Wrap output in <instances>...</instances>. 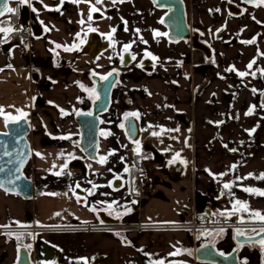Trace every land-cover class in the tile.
I'll return each mask as SVG.
<instances>
[{"label": "crops", "instance_id": "0c3cea01", "mask_svg": "<svg viewBox=\"0 0 264 264\" xmlns=\"http://www.w3.org/2000/svg\"><path fill=\"white\" fill-rule=\"evenodd\" d=\"M227 1L183 0L187 23L210 47V58L186 41L155 36L166 33L160 23L165 10L149 0H102V8L97 0H29L42 34L25 43L15 30L0 33V109L17 118L26 114L31 158L24 174L41 190L31 200L0 190V227L49 228L27 248L32 264H211L195 260L192 251L209 243L229 253L236 231L192 234L169 225L198 213H238L259 221L250 213L264 214V196L243 189L264 191L259 179L264 174V6L245 5L235 15ZM90 14L92 22L103 23L94 29L109 43L96 57L80 53L92 28ZM126 44L132 45L126 53L136 59L118 69L114 59ZM107 50L110 62H97ZM142 59L152 62L150 72L139 68ZM113 69L119 77L99 127L111 134H101L98 159L89 160L74 145L75 116L88 111L95 98L84 90L94 87L91 75L106 76ZM253 106V114L246 115ZM127 113L139 114V151L120 127ZM4 125L0 115V130ZM133 155L146 161L149 172L157 162L164 185L158 187L159 178L150 172L142 188L134 187ZM115 178L121 179L119 188L112 186ZM237 200L249 211L234 210ZM100 210L119 220L114 224L122 229H89L113 224L101 221ZM21 246L14 235L0 233V264H16ZM261 251L256 244L244 245L238 259L264 264Z\"/></svg>", "mask_w": 264, "mask_h": 264}, {"label": "water", "instance_id": "95a60500", "mask_svg": "<svg viewBox=\"0 0 264 264\" xmlns=\"http://www.w3.org/2000/svg\"><path fill=\"white\" fill-rule=\"evenodd\" d=\"M17 0H6L8 5ZM156 8L165 10L162 23L166 28V38L171 42L186 41L193 49L198 50L204 54L206 58H210V47L201 41L199 34L190 29L187 23L186 10L183 0H149ZM258 0H240L243 4H254ZM4 0H0V3ZM227 10L231 14H240L242 8L233 1H227ZM21 13L29 20L33 36L37 37L42 34V28L37 21L33 11L29 10L28 5L21 6ZM0 16V20L4 18ZM108 41L100 38L99 34L89 32L87 39L80 50L83 55L96 57L102 51L108 48ZM132 61L130 54L126 53L122 65L127 66ZM152 62L149 59H144L140 64V69L145 72L152 70ZM112 76L108 80H102L98 75H91V80L94 82V89L96 95L99 97L92 101L91 107L88 111H81V115L75 116V122L78 126L79 137L74 141V145L78 146L82 153L89 160H97L99 139L101 136L100 116L105 113L110 106V98L113 87L118 79V73L111 71ZM108 75V74H107ZM106 75V76H107ZM36 78V74L34 73ZM264 103V95L262 98ZM91 112L88 116L84 113ZM123 131L127 138L135 143L139 140L141 129L139 120L135 116H129L123 119ZM31 131L30 124L26 118H18L16 122H9L4 125V129L0 130V190L11 195H17L25 200H31L40 195V188L35 185L31 179L25 174L24 170L31 158V145L28 135ZM6 133V134H5ZM113 188L121 186V179L115 178L112 183ZM100 219L104 223H118L119 220L109 218L105 211H98ZM264 228V227H263ZM243 236L235 234L234 240L239 245H246L250 243H257L264 239V233L257 231L255 234L249 235L250 230L243 232ZM239 248L236 247L229 253L220 255L212 244H204L195 248L192 255L197 261L209 262L211 264H241L238 259ZM261 260L264 262V248L261 251ZM16 264H32L30 254L26 247L21 246L18 249V256Z\"/></svg>", "mask_w": 264, "mask_h": 264}, {"label": "built area", "instance_id": "2783aa9c", "mask_svg": "<svg viewBox=\"0 0 264 264\" xmlns=\"http://www.w3.org/2000/svg\"><path fill=\"white\" fill-rule=\"evenodd\" d=\"M13 30L22 36V41L25 43L29 42L33 36L30 23L25 18L19 19L17 23L14 24ZM130 164L134 170L133 186L136 188H142L143 185L150 179L149 167L143 158L135 157L134 155L130 160ZM169 227L184 230L192 234H206L210 231H221V229H223V231L237 232V230H240L241 232H245L246 230H250L251 232H257L264 227V222L242 218L238 213H233L231 215L219 213H198L188 222L169 225ZM88 228L110 233H116L122 229V227L117 224H99ZM47 229L49 228L35 224L24 226H5L0 227V233L14 235L22 246L28 248L33 238L38 233ZM252 229H256V231H252Z\"/></svg>", "mask_w": 264, "mask_h": 264}, {"label": "snow or ice", "instance_id": "6c2138e0", "mask_svg": "<svg viewBox=\"0 0 264 264\" xmlns=\"http://www.w3.org/2000/svg\"><path fill=\"white\" fill-rule=\"evenodd\" d=\"M73 2H76V0H73ZM101 2H102V0H97V3H98V4L101 3ZM113 2L115 3L116 0H113ZM120 2L122 3V2H124V0H120ZM230 2H231V0H230ZM17 3H18L19 5H21V6H22V5H27V4H29V0H17ZM61 3H63V0H61ZM261 3H264V0H261ZM257 6H259V5H257ZM32 10H33L34 12L36 11L35 8H33ZM50 10H51V9H50ZM59 10H60L59 8H56V9H55V11H59ZM18 11H19L18 8L10 7V6L8 5V3L6 2V0H4V2L0 3V16H4L6 13L15 15V14H17ZM95 11H97V9H96L95 7H92V8H91V12H95ZM217 11H218V9H217ZM88 19H89V21L92 20V16H91V14L89 15ZM81 23H83V21H81ZM125 23H127V22L125 21ZM160 23H164V21L161 20ZM45 30L47 31V29H45ZM125 30H127V29H125ZM12 31H13V29H12L11 27H3V26H0V33H5V34H7V33H10V32H12ZM88 31L94 32V31H96V29H94V28H89ZM115 31H116V29L113 28V29H112V33H115ZM137 31H139V30H137ZM78 35H79V34H78ZM154 35L157 36V37H159V36H164V35H167V34H166V33H161V32H155ZM107 38H108L109 40H111V39H112V35L109 34V35L107 36ZM140 39H141L142 42L146 43V41H143V38H142V37H141ZM83 42H84V41L81 40V43H83ZM254 42H255L254 40H253V41H242V43H254ZM56 47H60V45H56ZM75 47H76L75 45L73 46V48H67V47H66V48H65V51H72V50H74ZM131 47H132L131 44H126V45L124 46V50H125V52H127ZM145 56H150L154 61L157 59V57L152 56V54H151V53H148V52H145ZM131 59H132V60H135V59H136V56L133 55V56L131 57ZM121 61H123V56H121ZM253 64H255V60H253L252 62H250V63L248 64L247 67H248L249 69H251L252 66H253ZM228 71H235V69H228ZM112 74H113V73L110 72V73H108L107 76H102L101 79H102V80H108V78H109L110 76H112ZM93 75H95V73H93ZM238 75L241 76V77H243V76L248 75V73H247V72H239ZM253 75H255V73H253ZM80 87H81V88H84V86H83L82 84L80 85ZM84 90H85V91H88V92L90 93V95L95 96L96 99L99 98V97L96 95V91H95L94 88H93V89H86V88H85ZM252 91H253V93H255V92H256V89L253 88ZM262 107H264V105H262ZM254 110H255V108H254V106H253V108H250V109H249V111L246 113V115H251V114H253ZM18 111H19V110H18ZM60 111H61V114L64 115V116L69 115V113L64 112L63 109H61ZM81 114H82V113H79V112L77 113V115H81ZM84 114H85V115H88V116H91V115H92L91 112L84 113ZM0 115H3V117H4V121H5V124H6V125H7V123H9V122H16L17 119H18L17 117H13V116H10V115H6V114H4V113H3V109H0ZM25 115H26V114L23 113V112L21 111V112H20V117H19V118L22 119ZM129 116H135V117L138 118V117H139V114H138V113H127V114H125V119H127ZM101 123H103V121H101ZM120 127L123 128L124 125L121 124ZM161 131H163V130H161ZM253 131H254V130H253ZM5 134H6V133H5ZM101 134H102V135H110L111 133H101ZM152 134H153V135H159V133H156V132H153ZM61 138H62V139H70V137H61ZM137 151H139V143H138V142H137ZM111 154H112V153H110V155H111ZM37 155H39V154H37ZM177 156H179L178 153H177ZM106 159H107V157H101V158H100V162H101V163H104V162H106ZM173 162H174V161H170L169 163H173ZM181 163H184V161H181ZM64 167H67V164H65ZM250 175H251V174H250ZM259 179H264V174H261V175L259 176ZM77 187H79V185H77ZM93 187H96V186L93 185ZM230 187H231L230 184H224V188H225V189H229ZM243 191L248 192V193H250V194H255V195H257V196H264V191H261V190H259V189H255V188H244ZM88 194H89V195H92L93 193L90 191ZM77 199L79 200L80 198L77 197ZM234 210H242V211L248 212V211H249V205H247L246 203H242L241 201L237 200L236 203H235V205H234ZM250 215L254 216L255 218H258L259 221L264 222V214H261V212H259V211L251 212ZM242 222H243V221H242ZM221 231H223V229H221ZM252 231H256V229H252ZM259 232H260V233H264V228H261V229L259 230ZM236 235L239 237V236H243L244 233L241 232L240 230H237ZM259 243H260L261 247L264 248V239H261V240L259 241ZM29 247H30V246H29ZM220 255H223V253H220Z\"/></svg>", "mask_w": 264, "mask_h": 264}, {"label": "flooded vegetation", "instance_id": "af4514ba", "mask_svg": "<svg viewBox=\"0 0 264 264\" xmlns=\"http://www.w3.org/2000/svg\"><path fill=\"white\" fill-rule=\"evenodd\" d=\"M232 1V0H231ZM235 1V3L238 5V6H240L241 8H242V11H243V6H245V5H247V4H243V3H241L240 2V0H234ZM14 3V2H13ZM16 3H17V1H16ZM254 4H260V5H263L264 6V3H261V0H258L256 3H254ZM11 5H12V3H11ZM11 5H10V7H11ZM19 5V4H18ZM250 5V4H249ZM19 11H20V16H19V19H21V18H25V19H27L22 13H21V5H19ZM18 19V20H19ZM28 20V19H27ZM29 21V20H28ZM126 55V52H124V53H122V55H120L119 57H117L116 56V58L114 59V63H115V66L114 67H116V68H118V69H121L122 67H125V66H123L122 65V62L123 61H121V56H123V59H124V56ZM131 57V56H130ZM144 59H142L141 61H139V68H140V64H141V62L143 61ZM111 71H116L115 69H113V70H110L108 73H110ZM118 77H119V75H118ZM118 80V79H117ZM93 84H94V82H93ZM125 116V115H124ZM256 233V232H255ZM255 233H249V235H252V234H255ZM252 244H256V245H258L259 247H261V245H260V243L259 242H257V243H250V244H246V245H252ZM244 245H239V244H237V243H235V245L233 246V248L231 249V251L233 250V249H235L236 247H238L239 248V251H238V256H239V254H240V251H241V248L243 247ZM262 248V247H261ZM263 249V248H262Z\"/></svg>", "mask_w": 264, "mask_h": 264}, {"label": "rangeland", "instance_id": "374dc122", "mask_svg": "<svg viewBox=\"0 0 264 264\" xmlns=\"http://www.w3.org/2000/svg\"><path fill=\"white\" fill-rule=\"evenodd\" d=\"M97 5H98V8H102V4L101 3H97ZM99 11V10H98ZM103 24V23H102ZM100 22L99 23H97V22H92V21H90V23H88V25L89 26H91L92 28H101V26H99V25H102ZM109 51L107 50V51H105V52H103V54H101L100 56H99V58L97 59V62H99V63H108V62H110V58H109ZM147 161H148V159H149V157H148V159L147 158H145ZM158 166V164H157V162H154L153 163V165L151 166V168H150V172H151V174H152V177L153 178H155V177H158L159 178V180L157 181V185H158V187L161 185H164L163 183V181H164V178H163V176L161 175V173H159V172H157L156 171V167ZM148 198V197H147Z\"/></svg>", "mask_w": 264, "mask_h": 264}, {"label": "trees", "instance_id": "16d2710c", "mask_svg": "<svg viewBox=\"0 0 264 264\" xmlns=\"http://www.w3.org/2000/svg\"><path fill=\"white\" fill-rule=\"evenodd\" d=\"M11 7L19 9V5L16 2L12 3ZM19 16H20V11H18L17 14L15 15L7 13V15L0 20V23H4L8 25V27H13L14 24L17 23Z\"/></svg>", "mask_w": 264, "mask_h": 264}]
</instances>
